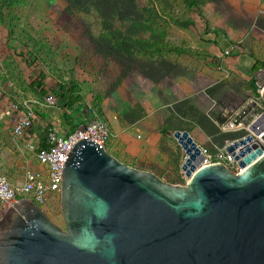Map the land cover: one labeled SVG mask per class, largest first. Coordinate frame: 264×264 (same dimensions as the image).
I'll return each mask as SVG.
<instances>
[{"label": "rangeland", "instance_id": "1", "mask_svg": "<svg viewBox=\"0 0 264 264\" xmlns=\"http://www.w3.org/2000/svg\"><path fill=\"white\" fill-rule=\"evenodd\" d=\"M135 1L133 20L103 22L92 10H72L68 0H0V102L29 106L50 128L99 119L113 133L107 152L115 157L119 123L149 112L161 137L150 160L166 163L154 170L167 183L185 185L173 132L206 146L235 138L221 134L214 121L219 108L240 107L253 92L252 80L264 75V69L227 64L245 55L249 66L264 67V0ZM55 85L75 87L84 106L65 109L59 96L58 107H43L44 92ZM177 87L195 101H175ZM17 146L0 124V173L15 186L35 167L33 154ZM40 208L65 231L58 196Z\"/></svg>", "mask_w": 264, "mask_h": 264}, {"label": "water", "instance_id": "2", "mask_svg": "<svg viewBox=\"0 0 264 264\" xmlns=\"http://www.w3.org/2000/svg\"><path fill=\"white\" fill-rule=\"evenodd\" d=\"M173 138L187 156L185 185L125 165L90 138L77 142L62 169L65 231L21 198L0 221V264H264L263 147L250 137L229 146L242 147L235 174L199 167L187 132Z\"/></svg>", "mask_w": 264, "mask_h": 264}, {"label": "built area", "instance_id": "3", "mask_svg": "<svg viewBox=\"0 0 264 264\" xmlns=\"http://www.w3.org/2000/svg\"><path fill=\"white\" fill-rule=\"evenodd\" d=\"M229 54V50L225 51V55ZM262 76L257 81L253 80L256 89L240 107H223L218 110L220 120L219 122L214 121L218 131L221 134L236 135L237 138L226 141L222 146H206L199 144L192 138L203 157L199 167L222 163L232 173L240 172L243 168L240 167L239 162L243 161L244 157H240L238 160L235 158L239 155L242 147L238 146L231 153L227 152V148L247 137L251 138V142L248 143L249 146L256 143L263 147L261 154L256 157L259 158L264 155V103L261 99L264 75ZM59 95L60 88H53L48 95L43 97L42 106L45 108L57 107ZM11 110L15 113L12 121V135L15 138H21L32 128L35 114L26 105L22 108L11 105ZM258 121L260 122L258 123ZM252 125H255L256 128H263L261 133L255 134L254 130L251 129ZM88 138L107 151V147L112 142L113 134L107 124L99 119L89 121L75 130L69 131L64 136L60 135L55 128L48 129L45 133L43 146L29 145V150L34 154L36 167L26 170L20 185L15 186L6 175L0 173V209L7 211L21 198H29L39 207L53 195L60 198L62 169L67 160V155L77 142ZM246 155L248 156V154ZM186 159L187 156L183 152L182 163ZM181 175L187 181L182 171Z\"/></svg>", "mask_w": 264, "mask_h": 264}, {"label": "crops", "instance_id": "4", "mask_svg": "<svg viewBox=\"0 0 264 264\" xmlns=\"http://www.w3.org/2000/svg\"><path fill=\"white\" fill-rule=\"evenodd\" d=\"M247 59H250V58H248L245 55H240L239 57L229 58L227 60V64L231 66L232 68H236V69H239V68H246V69L250 68L251 69V67L254 64H252V66L250 65L251 66L250 67L249 64L247 63ZM52 88L53 87H51L50 90L45 92L44 96L48 95L51 92ZM171 94L175 101L187 100V99L191 103L192 101H195L194 97L190 94L187 95L182 88L180 89V91L178 87L177 89L175 88L171 92ZM0 106H1L0 107V124L3 127H6L8 131L10 132V134L12 135V121H13V117H15L14 116L15 113L14 111L11 110V105H8V104L6 105L5 103L0 102ZM86 120L87 119L85 118L84 119L81 118L80 120L76 119L75 122H73L72 126L80 127L84 125L85 123H87ZM64 121L66 123L65 119ZM157 124L158 123L156 121V118L153 115H151L149 112H148V115L143 116L141 118L133 117L131 120H129V118L128 119L124 118V120H122L119 123V130H121V132L119 133L120 134L119 139L121 141V150L119 151V155L116 156L117 159H119L125 165H128L130 167H133L139 170L149 171L159 176V174H157L154 168L161 167V164L163 165L166 163L159 162V161L155 163L154 161L150 160V157L156 152V147L160 145V141H161V137L158 133ZM48 126L49 125L45 124L40 118H37V116L35 115L32 128L26 133L25 136L21 138H15L12 135L14 139L17 140L18 150L23 153L24 152L26 153L30 151L29 145L31 144L43 146L45 144V133L48 129H50V127ZM52 128H55L56 130H58L60 135H63V136L66 135L70 131V128L65 127L64 125L62 126L58 125ZM182 156H183V152L181 150V159H182ZM32 157L34 158V154ZM34 162H35V167H36L35 158H34ZM180 164H182V161ZM168 167L170 168L169 164H168ZM168 175L170 179H175L174 172H170V173L168 172ZM161 179L163 181H168L167 178H161Z\"/></svg>", "mask_w": 264, "mask_h": 264}, {"label": "trees", "instance_id": "5", "mask_svg": "<svg viewBox=\"0 0 264 264\" xmlns=\"http://www.w3.org/2000/svg\"><path fill=\"white\" fill-rule=\"evenodd\" d=\"M68 3L69 7L72 10H84L86 12H89L91 10L94 11L99 19L103 22L108 18H112L114 20L120 19L121 21L133 20L139 14L138 6L135 0H68ZM251 69L252 72H257L260 69H264V67H260L257 64H254ZM55 87L60 88L59 96L61 106H63V108L71 109L74 106H84L82 97L75 93V87L67 85H55L53 88ZM251 88L253 90L256 89L253 80L251 83ZM76 128V126H72V129H70V131H73ZM233 136L237 138L236 135Z\"/></svg>", "mask_w": 264, "mask_h": 264}]
</instances>
